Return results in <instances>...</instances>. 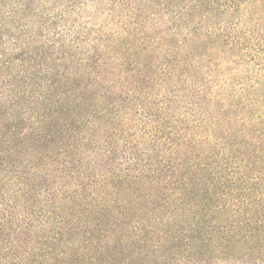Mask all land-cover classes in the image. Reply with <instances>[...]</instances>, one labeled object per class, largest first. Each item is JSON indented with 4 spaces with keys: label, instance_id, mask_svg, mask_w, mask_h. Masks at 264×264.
Wrapping results in <instances>:
<instances>
[{
    "label": "trees",
    "instance_id": "1",
    "mask_svg": "<svg viewBox=\"0 0 264 264\" xmlns=\"http://www.w3.org/2000/svg\"><path fill=\"white\" fill-rule=\"evenodd\" d=\"M0 264H264V0H0Z\"/></svg>",
    "mask_w": 264,
    "mask_h": 264
}]
</instances>
